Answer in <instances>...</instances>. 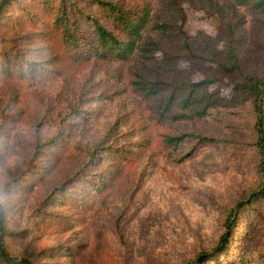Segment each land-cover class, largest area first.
<instances>
[{"label":"rangeland","instance_id":"obj_1","mask_svg":"<svg viewBox=\"0 0 264 264\" xmlns=\"http://www.w3.org/2000/svg\"><path fill=\"white\" fill-rule=\"evenodd\" d=\"M34 1L21 0V5H36ZM79 3L85 16L78 25L86 34L90 26L85 18H98V6L93 0ZM149 3L151 23L157 20L170 27L167 53L174 56L172 66L178 72L172 77L176 80L186 75L195 81L214 77L210 89L231 101L220 106L217 117L180 121L179 128L216 137L219 142L199 144L194 155L181 162L174 157L190 148L193 139L173 156L159 145L157 139L170 123L156 120L151 102L134 89L133 70L152 76L147 69L152 68L151 60L143 63L139 54L125 61L90 62L78 67L67 61L43 62L34 76L35 84L30 86L0 75V199L8 205L5 212L0 204V231L5 220L9 226L21 227L40 199L61 185L78 193L77 199L84 198L89 185L67 181L100 139L105 137L106 145L123 151L115 160L121 170H115V180L93 197L90 213L78 209L67 194L61 203L75 218L65 233L33 231L11 239L9 248L15 255L30 256L44 247L72 243L79 251L73 264H176L215 244L222 230L223 208L260 184L258 158L251 145L255 139L253 108L232 95L234 82H243L245 74H264V12L222 0H180L178 6L170 0ZM20 10L9 8L1 31L4 38L21 34ZM185 37L190 51L182 45ZM230 50L239 71L224 72L220 67L231 62ZM188 52L197 57H190ZM163 53L162 49L154 50V58L165 60ZM71 107L86 113L69 117L60 127V119ZM136 133L151 135L152 139L139 154ZM37 134L41 141L58 134L56 141L37 155L44 169L38 168L35 175L12 190L3 188L35 152ZM10 157H15L11 164ZM108 162L99 155L95 169ZM257 208L264 216V202L258 201ZM249 213L245 208L244 221L227 250L201 264L262 263L256 257L258 226ZM70 261L69 257L60 259L62 264Z\"/></svg>","mask_w":264,"mask_h":264},{"label":"trees","instance_id":"obj_2","mask_svg":"<svg viewBox=\"0 0 264 264\" xmlns=\"http://www.w3.org/2000/svg\"><path fill=\"white\" fill-rule=\"evenodd\" d=\"M79 1L36 0L34 1L36 5L24 6L21 5V0H0V75L17 83L27 82V86H30L35 84L34 76L41 71L43 62L53 64L57 61H67L75 64L74 67H78L90 62L101 65L107 64L108 61H125L139 54L143 63L151 60L152 68L147 69L152 71V76L133 70L135 77L133 82L136 86L134 89L143 99L151 102L156 120L161 123H170L169 128L158 137L159 145L173 156L183 149L186 143H189V139H193L190 148L178 157H174L176 161L181 162L193 156L199 144L219 142L216 137L193 131L184 132L179 128L180 121L217 117L221 112L220 106L227 102L231 103V101L219 91L210 89L212 83L216 81L214 77H206L197 81L186 75L176 80L172 77L177 70L172 66L174 56L167 53L166 47L168 45L166 37L170 27L157 20L151 23L149 0H128L127 3H124V0H93L98 6L99 17L86 16L85 19L90 26L86 34L78 25V21L85 16ZM170 1L174 6L175 4L178 6L180 2V0ZM222 1L231 5H250L264 12V0ZM10 7L22 10L21 34L18 37L4 38L1 31L6 24ZM14 22L15 19H12V24ZM37 41L48 44L47 46L41 45ZM183 41L182 45L190 51L186 37ZM31 44L35 45L31 46ZM157 49L164 50L165 60L157 61L154 58L153 51ZM191 52L188 54H192ZM229 55L231 62L220 64V67L224 72L239 71L240 67L231 50ZM192 57L197 56L193 53ZM171 71L173 73H170ZM164 75L172 80L165 79ZM244 78L243 82H234L232 97L247 102L253 108L255 139L251 145L258 158L260 184L247 191L230 207L223 208L225 215L221 225L222 230L215 244L208 250H200L191 258L177 261L176 264H201L205 262L204 260H213L218 252L227 250L244 221L245 208H248L251 219L256 220L260 234L256 257L262 260L261 264H264V216L257 208L258 201L264 202V74L260 77L245 74ZM85 113V110L71 107L67 116L62 117L58 124L61 127L69 117H83ZM110 131L109 127L107 133ZM55 136L51 140L41 141L39 140L40 134H37L34 143L35 152L25 167L17 175L8 179L3 188L12 190L18 184L28 180L29 176L35 175L38 168L44 169V165L40 166L36 160L37 155L43 150L42 148L56 141L58 134ZM134 136L137 137L135 146L139 148L137 154L152 142L151 135L136 133ZM105 143V137L95 143L86 154V161L67 181L70 184H74L75 181L82 182L84 185L87 183L90 188L85 189L84 198L77 199L78 193L68 191L64 184L45 194L37 206L22 220L21 227L9 226L5 220L0 231V264H62L61 257L64 259L69 257L71 259L69 264L74 263L73 260L79 253L78 246L75 244L62 245L59 243L44 247L34 255L19 256L10 250V240L28 236L33 231L46 234L65 233L75 218L66 211V205L61 203L67 194L73 197V203L78 209L86 211V215L92 211L93 197L99 195L110 184V181L115 180V170H121V166L116 165L115 160L122 156L123 151ZM99 155L108 159L109 162L95 169V160ZM53 157L54 150H52L51 159ZM2 194L1 190L0 198ZM0 204L6 212L7 202L0 199ZM59 207L61 208L58 210ZM83 218V216L80 217L81 220ZM0 223H2L1 210ZM48 258H54L56 261H49Z\"/></svg>","mask_w":264,"mask_h":264},{"label":"clouds","instance_id":"obj_3","mask_svg":"<svg viewBox=\"0 0 264 264\" xmlns=\"http://www.w3.org/2000/svg\"><path fill=\"white\" fill-rule=\"evenodd\" d=\"M14 160H15V157H10V158H9V163H10V164L13 163Z\"/></svg>","mask_w":264,"mask_h":264},{"label":"water","instance_id":"obj_4","mask_svg":"<svg viewBox=\"0 0 264 264\" xmlns=\"http://www.w3.org/2000/svg\"><path fill=\"white\" fill-rule=\"evenodd\" d=\"M0 228H1V223H0ZM2 253H3V251H2ZM30 264V263H29Z\"/></svg>","mask_w":264,"mask_h":264}]
</instances>
